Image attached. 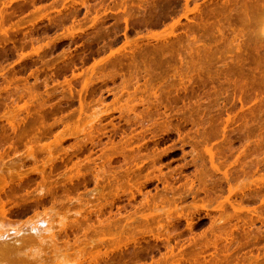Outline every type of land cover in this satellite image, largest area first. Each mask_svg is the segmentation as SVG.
I'll return each mask as SVG.
<instances>
[{
	"label": "rangeland",
	"instance_id": "rangeland-1",
	"mask_svg": "<svg viewBox=\"0 0 264 264\" xmlns=\"http://www.w3.org/2000/svg\"><path fill=\"white\" fill-rule=\"evenodd\" d=\"M263 8L264 0H0V200L9 207L0 221L28 231L46 214L65 216L53 247H87L80 256L65 244V258L48 240L37 255L52 264L71 254L92 264L96 253L99 264H264V34L254 20ZM197 165L208 171L204 184ZM2 253L4 264L37 260Z\"/></svg>",
	"mask_w": 264,
	"mask_h": 264
},
{
	"label": "bare ground",
	"instance_id": "bare-ground-1",
	"mask_svg": "<svg viewBox=\"0 0 264 264\" xmlns=\"http://www.w3.org/2000/svg\"><path fill=\"white\" fill-rule=\"evenodd\" d=\"M32 1H33V0H32ZM196 5H197V4H196ZM3 7H4V6H3ZM257 9H259V8H257ZM263 9H264V8H263ZM76 10H77V9H76ZM261 10H262V8H261ZM262 11H263V10H262ZM256 12H257V11H256ZM4 14H5V13H4ZM253 14H254V15H253V16H254L253 18H257V17H258V16L255 17V12H254ZM259 14H260V13H259ZM259 14H258V15H259ZM2 15H3V14H2ZM263 15H264V13H263ZM260 17H262V14L259 15V18H260ZM259 18H258V19H254V20H255V21L257 20L256 22H259V21H260L261 27L258 28V29H259V30L262 29L261 31H263V34H264V20H261V18H260V19H259ZM1 20H4V19H1ZM10 20H11V19H10ZM61 20H62V19H61ZM252 22H253V21H252ZM1 23H2V22H1ZM59 24H60V23H59ZM61 24H62V23H61ZM256 24L258 25V23H256ZM260 24H259V25H260ZM259 25H258V27H259ZM0 28L3 29L4 27L1 26ZM4 29H5V28H4ZM4 29H3V30H4ZM256 29H257V28H256ZM5 30H7V29H5ZM259 30H257V31H259ZM1 31H2V30H1ZM171 31H172V30H171ZM4 33H5V32H4ZM6 36H7V35H6ZM260 37H261V36H260ZM262 37H263V36H262ZM262 37H261V38H262ZM173 41H174V40H173ZM165 44H166V43H165ZM167 46H168V45H167ZM158 48H159V47H158ZM159 49H160V48H159ZM162 49H163V48H162ZM200 49H201V48H200ZM157 50H158V49H157ZM167 50H168V49H166V51H167ZM197 50H198V49H197ZM134 51H135V50H134ZM169 51H170V50H169ZM201 51H204V50L201 49ZM171 52H173V51H171ZM36 53H37V52H36ZM134 53H135V52H134ZM143 53H144V52H143ZM194 53H196V52H194ZM200 53H202V52H199V55H200ZM204 53L207 54L208 51L206 52V50H205V51L203 52V54H204ZM219 53H220V52H219ZM228 53H229V52H228ZM37 54H38V53H37ZM84 54H85V53H84ZM84 54H83V55H84ZM109 54H111V53H109ZM112 54H113V53H112ZM116 54H117V53H116ZM172 54H173V53H172ZM196 54H197V53H196ZM203 54H201L202 56L200 55L201 58H202V57H203V58L205 57V56H203ZM208 54H209V53H208ZM212 54H214V53L212 52ZM237 54H238V53H237ZM83 55H82V56H83ZM119 55H120V53H119ZM127 55H128V54H127ZM185 55H186V54H185ZM238 55H239V54H238ZM31 56H32V55H31ZM40 56H41V55H40ZM82 56H81V57H82ZM125 56H126V54H125ZM130 56H131V55H130ZM133 56H134V55H133ZM153 56H154V55H153ZM186 56H187V55H186ZM195 56H196V55H195ZM215 56H216V54H215ZM226 56H227V54H226ZM79 57H80V56H79ZM108 57H110V56H108ZM119 57H120V56H119ZM119 57H118V58H119ZM163 57H164V56H163ZM163 57H162V58H163ZM179 57L183 59V57H182L181 55H180ZM179 57H178V58H179ZM206 57H207V55H206ZM206 57H205V62H206V59H209V58L212 57V56L209 55V56H208L209 58H208V57L206 58ZM238 57H239V56H238ZM238 57H236V58H238ZM39 58H40V57H39ZM135 58H136V57H135ZM171 58H172V57H171ZM175 58H176V57H175ZM196 58H197V57H196ZM198 58H199V56H198ZM203 58H202V60H203ZM224 58H225V57H224ZM229 58H230V56H229ZM80 59H81V58H80ZM82 59H83V58H82ZM82 59H81V61H82ZM106 59H107V58H106ZM189 59H190V58H189ZM214 59H217V56H216V58H214ZM239 59H240V58H239ZM109 60H110V59H109ZM117 60H118V59H117ZM151 60H152V59H151ZM218 60H219V59H218ZM222 60H223V59H222ZM229 60H230V59H229ZM232 60H233V59H232ZM79 61H80V60H79ZM183 61H184V60H183ZM189 61H190V60H189ZM203 61H204V60H203ZM210 61H211V60H210ZM214 61H215V60H214ZM214 61H213V62H214ZM227 61H228V60H227ZM115 62H116V61H115ZM200 62H202V61L200 60ZM200 62H199V63H200ZM105 63H106V62H105ZM202 63H203V62H202ZM207 63H208V62H207ZM74 64H75V63H74ZM74 64H73V65H74ZM188 64H189V63H188ZM102 65H103V64H102ZM183 65H185V64H183ZM192 65H193V64H192ZM70 66H71V65H70ZM193 66H194V65H193ZM202 67H203V66H202ZM191 68H193V67H191ZM191 68H190V69H191ZM74 69H75V68H74ZM202 69H203V68H202ZM202 69H201V70H202ZM193 70L196 71L195 69H193ZM207 70H208V69H207ZM210 71H213V69L210 70ZM71 72H72V71H71ZM191 72H192V71H191ZM191 72H190L189 74H191ZM180 73H182V71H181ZM180 73H179V75H180ZM185 73H186V72H185ZM187 73H188V72H187ZM187 73H186V74H187ZM186 74H185V75H186ZM201 74H202V73H201ZM219 74H220V73H219ZM219 74H218V75H219ZM176 75H177V74H175V76H176ZM194 75H195V74H194ZM194 75H193V76H194ZM187 76H188V75H187ZM187 76H186V77H187ZM73 77H74V76H73ZM180 77H181V76H180ZM186 77H185V78H186ZM181 78H182V77H181ZM190 78H191V77H190ZM186 79H187V78H186ZM68 81H69V79H68ZM188 82H189V80H188ZM193 82H194V81H193ZM123 84H124V83H123ZM124 88H125V87H124ZM123 95H124V94H122V96H123ZM126 95H127V94H126ZM129 95H130V94H129ZM151 95H152V94H151ZM153 96H154V95H153ZM155 96H156V94H155ZM127 99H128V98H127ZM127 99H126V100H127ZM122 100H123V99H122ZM28 101H29V100H28ZM81 102H82V101H81ZM126 102H127V101H126ZM4 103H5V102H4ZM4 103H2V104H4ZM14 104H15V103H14ZM118 104H120V103L118 102ZM126 104L128 105V102H127ZM10 105H11V104H10ZM121 105H122V104H121ZM127 105H126V106H127ZM24 106H25V105H24ZM14 107H15V106H14ZM28 107H30V106H28ZM123 107H124V106H123ZM11 108H12V106H11ZM17 108H18V107H17ZM17 108H16V109H17ZM24 109H25V108H22L21 110H24ZM26 109H27V108H26ZM26 109H25V110H26ZM38 109L40 110V108H38ZM14 110H15V109H14ZM13 112H14V111H13ZM17 112H18V111H17ZM17 112H16V114H17ZM28 112H29V111H28ZM18 113H19V112H18ZM38 113H39V112H38ZM30 114H31V113H30ZM27 115H28V114H27ZM14 116H15V115H13L11 118H12V119H15ZM13 117H14V118H13ZM8 118L10 119V117H8ZM25 119H26V118H25ZM16 120H17V119H16ZM40 121H41V120H40ZM6 122H8L7 124L11 125V127H10L11 129L15 126V124H13V121H11V120H6ZM15 129H16V127H15ZM25 129H26V128H25ZM30 129H31V128H30ZM12 130H14V128H13ZM39 131H40V130H39ZM39 131H38V132H39ZM31 133H32V132H31ZM39 133H40V132H39ZM144 133H147V131L144 132ZM153 134H154V133H153ZM31 135H32V134H31ZM131 135H132V134H131ZM135 135H136V134H135ZM140 135H141V134H140ZM142 135H143V134H142ZM156 135H157V134H155V136H156ZM33 136H34V135H33ZM33 136H32V137H33ZM38 136H40V135H38ZM38 136H37V135L34 136V138H36L35 140L37 141V143H38V141H40V140H37V137H38ZM128 136H129V134H128ZM128 136H127V137H128ZM157 136H159V135H157ZM157 136H156V137H157ZM127 137H126V138H127ZM140 137H141V136H140ZM153 137H154V136H153ZM129 138H131V137H129ZM136 138H138V137L136 136ZM142 138H143V137H142ZM45 139L47 140V138H45ZM30 140H31V141H34V140H32L31 138H30ZM131 141H132V140H131ZM133 141H134V140H133ZM139 141H140V140H139ZM40 142H42V141H40ZM40 142H39V143H40ZM126 144H127V143H126ZM36 145H37V144H36ZM36 145H35V146H36ZM37 146H39V144H38ZM30 147H31V146H30ZM30 147H29V148H30ZM40 147H41V145H40ZM40 147H39V148H40ZM121 147H122V146H121ZM32 148H33V147H32ZM41 148H43V150L46 149V148H48V149H52V147H50V144H48V147H45V148H44V147H41ZM115 148H116V145H115ZM122 148L125 149V147H122ZM139 148H140V147H139ZM30 149H31V148H30ZM30 149H29V150H30ZM35 149H36V148H35ZM35 149H33V150H35ZM37 149H38V148H37ZM37 149H36V150H37ZM137 149H138V148H137ZM29 150H28L27 152H29ZM41 150H42V149H41ZM41 150H40V151H41ZM43 150H42V151H43ZM108 150H109V149H108ZM113 150H115V149H113ZM118 150H119V149H118ZM31 151H32V149H31ZM49 151H51V150H48V152H49ZM127 151H128V150H127ZM36 152H37V151H36ZM117 152L120 153V151H117ZM124 152H125V151H124ZM136 152H137V151H136ZM139 152H140V151H139ZM32 153L34 154L33 151H32ZM32 153H31V152L29 153V154H30V157H28L29 155H28V156L26 155V156H27L28 158H31V157H32V155H31ZM75 153H76V152H75ZM106 153H107V152H106ZM119 153H117V154H119ZM49 154H50V153H49ZM107 154H108V153H107ZM107 154H106V155H107ZM113 154H114V153H113ZM115 154H116V153H115ZM123 154H124V153H123ZM35 155H36V154H35ZM35 155H34V156H35ZM50 155H51V154H50ZM50 155H48V156L50 157ZM110 155H111V154H110ZM121 155H122V153H121ZM34 156H33V157H34ZM112 156H114V155H112ZM22 157H23V156H22ZM35 157H36V156H35ZM35 157H34V158H35ZM107 157H108V155H107ZM107 157H106V158H107ZM124 157H125V156H124ZM210 157H211V158H210V159H211L210 163L214 166L215 163L213 164V161H214V157H215V156L210 155ZM217 157H218V156H217ZM126 158H127V157H126ZM139 158H140V157H139ZM19 159H20V158H19ZM31 159H32V158H31ZM128 159H129V158H128ZM130 159H131V158H130ZM216 159H217V158H216ZM35 160H37V159H33V161H35ZM106 160H107V159H106ZM125 161H127V160H125ZM129 161H130V160H129ZM200 161L203 162V160H200ZM221 161H223V160H221ZM18 162H19V161H18ZM36 162H37V161H36ZM108 162H109V161H108ZM215 162H216V161H215ZM218 163H219V162H218ZM223 163H224V162H223ZM250 163H252V162H250ZM1 164H2V163H1ZM23 164H24V162H23ZM42 164H43V163H42ZM42 164H41V165H42ZM106 164H107V163H106ZM135 164H137V163H135ZM200 164H201V162H200ZM202 164H203V163H202ZM3 165H6V164H3ZM45 165H46V164H45ZM45 165H44V166H45ZM77 165H78V164H77ZM195 165H196V164H195ZM212 165H210V168H211ZM219 165H220V164H219ZM18 166H19V165H18ZM46 166H47V165H46ZM101 166H102V165H101ZM198 166H200V167H198ZM206 166H207V165H206ZM213 166H212V168H216V167H213ZM215 166H216V165H215ZM238 166H239V165H238ZM256 166H257V165H256ZM0 167H1V166H0ZM34 167H35V169H38V170H35V169H34V170L36 171V173H38L39 170H41V169H39V166H38V167L34 166ZM128 167H129V166H128ZM202 167H203V165H202V166H201V165H197L196 168H197L198 170L196 169L195 171H198V174H199V176H198V181H199V182L201 181V184H202V183L204 184V180H205V179H204V178H205L204 174H205L206 172H208V171H205V172H204V169H203ZM19 168H20V167H19ZM77 168H78V167H77ZM101 168H105V166H103V167H101ZM101 168H100V170H101ZM122 168H123V167H122ZM131 168H133V167H131ZM207 168H208V167H207ZM242 168H243V166H242ZM3 169H4V168H3ZM6 169H7V168H6ZM15 169H16V168H15ZM43 169H44V168H43ZM43 169H42V170H43ZM105 169H106V168H105ZM105 169H104V171H106ZM126 169H128V168H126ZM135 169H137L136 166H135ZM194 169H195V168H194ZM256 169H257V168H256ZM0 170H1V169H0ZM18 170H19V169H18ZM42 170H41L40 172H43V171H44V170H43V171H42ZM98 170H99V169H98ZM122 170H123V169H122ZM124 170H125V169H124ZM205 170H207V169H205ZM217 170H218V169H217ZM217 170H216V171H217ZM1 171H3V170H1ZM11 171H12V170H11ZM37 171H38V172H37ZM101 171H102V170H101ZM101 171H100V172H101ZM104 171H103L102 174H104ZM130 171H131V170H129V172H130ZM133 171H134V170H133ZM216 171H215V172H216ZM243 171H245V170H243ZM253 171H254V170H253ZM6 172H7V171H6ZM9 172H10V171L8 170V173H9ZM15 172H16V171H15ZM98 172H99V171H98ZM129 172L126 171L127 174H128ZM217 172H218V171H217ZM78 173H79V171H78ZM78 173H77V174H78ZM126 173H125V174H126ZM132 173H134V172H132ZM209 173H210V172H209ZM0 174H5V173H0ZM99 174H100V173H99ZM107 174L110 175L109 173H107ZM194 174H195V173H194ZM196 174H197V173H196ZM198 174H197V175H198ZM231 174H232V173H231ZM243 174H244V173H243ZM245 174H246V173H245ZM11 175H12V174H11ZM15 175H16V174H15ZM40 175H41V173H40ZM130 175H131V174H130ZM197 175H196V176H197ZM207 175H209V174L207 173ZM0 176H1V175H0ZM2 176H3V175H2ZM2 176H1V178H3L2 180H4V179H5V175H4V177H2ZM8 176H10V175H8ZM97 176H98V175H97ZM103 176H105V175H103ZM110 176H111V175H110ZM114 176L117 177V175H114ZM114 176H113V178H114ZM185 176H186V175H185ZM221 176H222V175H221ZM246 176H247V175H246ZM263 176H264V175H263ZM41 177H42V176H41ZM131 177H132V176H131ZM259 177H260V176H259ZM1 178H0V179H1ZM11 178H12V177H11ZM99 178H101V176H100ZM117 178H118V177H117ZM173 178H174V177H173ZM184 178H185V177H184ZM224 178H225V177H224ZM237 178H239V177H237ZM71 179H72V178H71ZM101 179H103V181H104L105 177H103V178H101ZM106 179H107V178H106ZM167 179H168V178H167ZM187 179H188V177H187L185 180H187ZM199 179H200V180H199ZM203 179H204V180H203ZM219 179H220V178H219ZM226 179H227V177H226ZM230 179H231V178H230ZM40 180L43 181V179H40ZM44 180H45V179H44ZM48 180H49V179H48ZM96 180H97V179H96ZM116 180H117V183H119V180H120V179H116ZM132 180H134V179H132ZM168 180H169V179H168ZM172 180L174 181V179H172ZM190 180H191V178H190ZM46 181H47V180H46ZM163 181H165V180H163ZM175 181H176V180H175ZM191 181H192V180H191ZM191 181H189V182H190V185H189V183H188V187L190 186L189 188H192L191 191H194V192L198 191V190H199V187H198V190H196V191L193 190L194 184L196 185V183L191 184ZM193 181H194V179H193ZM206 181H208V180H206ZM222 181H223V180H222ZM248 181H250V180H248ZM248 181H247V182H248ZM3 182H4V181H2V183H1V181H0L1 184H3ZM6 182H7V181H6ZM43 182H44V181H43ZM115 182H116V181H115ZM165 182H166V181H165ZM165 182H164V183H165ZM167 182H168V181H167ZM170 182H171V180H170ZM186 182H187V181H186ZM199 182H197V183H199ZM228 182H229V181H228ZM111 183H114V182H111ZM129 183H130V182H129ZM206 183H207V182H206ZM217 183H218V182H217ZM251 183H252V182H251ZM254 183H255V182H254ZM44 184H45V183H44ZM49 184H50V183H49ZM165 184H166V183H165ZM171 184H172V183H171ZM176 184H177V183H176ZM185 184L187 185V183H185ZM212 184H213V183H212ZM212 184H210V186H212ZM255 184H257V183H255ZM5 185H7V184L5 183ZM5 185H4V186H3V185H2V186L0 185V187L4 188ZM54 185H55V184H54ZM109 185H110V184H109ZM111 185H112V184H111ZM117 185H118V184H117ZM169 185H170V183H169ZM177 185H178V184H177ZM186 185H184V186L186 187ZM191 185H193V187H191ZM118 186H119V185H118ZM118 186L115 185L116 188H117ZM165 186H166V185H164V187H165ZM181 186H183V185H181ZM184 186H183V187H184ZM198 186H199V184H198ZM202 186H203V185H202ZM205 186H208V185H204V186L202 187L201 190L204 191L203 188H204ZM245 186H246V185H245ZM47 187H48V186H47ZM168 187H170V186H168ZM174 187H175L174 185H173V186L171 185L170 188H165V190H166V189H171V188H174ZM118 188H119V187H118ZM196 188H197V186H196ZM211 188H212V187H211ZM37 189H38V188H37ZM49 189H50V187H49ZM49 189H48V191H49ZM174 189H175V188H174ZM174 189H173V190H174ZM183 189H185V188H183ZM194 189H195V187H194ZM0 190H2V189H0ZM3 190H4V189H3ZM42 190H43V189H42ZM171 190H172V189H171ZM171 190H170V191H171ZM181 190H182V189H181ZM188 190H190V189H188ZM206 190H207V189H206ZM238 190H239V189H238ZM184 191H185V190H184ZM0 192H1V191H0ZM199 192H200V191H199ZM199 192H198V194H199ZM204 192H205V191H204ZM206 192H208V191H206ZM209 192L212 193L213 191L211 192V191L209 190ZM47 193H49V192H47ZM139 193H140V192H139ZM175 194H176V193H175ZM175 194H174V195H175ZM178 194H179V193H178ZM195 194H196V193H194V195H195ZM205 194H206V193H205ZM131 195H132V194H131ZM172 195H173V194H172ZM172 195H171V196H172ZM210 195H211V194H210ZM168 196H169V195H168ZM186 196H187V195H186ZM196 196H197V195H196ZM32 197H33V196H32ZM132 197H134V196H132ZM132 197H131V198H132ZM160 197H161V196H160ZM178 197H179V196H178ZM184 197H185V196H184ZM35 198H37V197H35ZM162 198H163V197H162ZM164 198H165V197H164ZM180 198H181V197H180ZM182 198H183V197H182ZM182 198H181V199H182ZM5 199H6V198H5ZM7 199H8V197H7ZM7 199H6V201H7V203H8V201H9L10 199H9V200H7ZM48 199H49V198H48ZM167 199H168V198H166V200H167ZM193 199H195V198L193 197ZM202 199H203V198H202ZM205 199H206V198H205ZM209 199H210V198H209ZM230 199H232V198H230ZM29 200H30V199H29ZM32 200H33V199H32ZM147 200H148V198H147ZM166 200L164 199L163 201H159V203H163V202L166 201ZM182 200H183V199H182ZM1 201H2V199L0 200V203H2V204H0V207H1V209H2V211H1V209H0V211L2 212V213H0V214L5 216V217H4V216H1V217H2V218H7L6 215L3 214V213H6V211L9 210V209H8L9 207H8L7 209H5V208H6V207L4 206V205L6 204V203L4 202L5 200H3L2 202H1ZM11 201H12V200H11ZM11 201H10V202H11ZM13 201H14V200H13ZM53 201H54V200H53ZM55 201H56V200H55ZM55 201H54V202H55ZM170 201H171V200H170ZM170 201H169V202H170ZM172 201L174 202V199H173ZM175 201L177 202V200H175ZM179 201H180V200H179ZM15 202H16V201H15ZM147 202H148V201H146V203H147ZM237 202H238V201H237ZM13 203H14V202H13ZM13 203H12V204H13ZM143 203H144V201H143ZM149 203H150V202H149ZM155 203H156V202H155ZM155 203H154V205H155ZM157 203H158V202H157ZM159 203H158V204H159ZM164 203H165V202H164ZM164 203H163V205H164ZM232 203H233V202H232ZM12 204H11V205H12ZM17 204H18V203H17ZM17 204H16V205H17ZM129 204H130V202H129ZM144 204H145V203H144ZM147 204H148V203H147ZM151 204H152V203H151ZM151 204H150V205H151ZM166 204H167V203H166ZM172 204H173V203H172ZM172 204H171V205H172ZM176 204H177V203H176ZM7 205H8V204H7ZM13 205H14V204H13ZM18 205H19V204H18ZM131 205H132V204H131ZM142 205H143V204H142ZM160 205H161V204H160ZM171 205H170V206H171ZM173 205H174V204H173ZM173 205H172V206H173ZM236 205H237V204H236ZM239 205H240V204H239ZM2 206H3L4 208H3ZM165 206H166V205H165ZM165 206H164V207H165ZM222 206H224V205H222ZM229 206H230V205H229ZM240 206H241V205H240ZM52 207H53V205H52L50 208H52ZM133 207H134V206H133ZM144 207H145V206H144ZM153 207H154V206H153ZM155 207H156V206H155ZM230 207H231V206H230ZM11 208H12V207H11ZM119 208H120V207H119ZM237 208H239V207H237ZM4 209H5L6 211L3 212ZM44 209H45V208H44ZM151 209H153V208H151ZM166 209L170 210V208H167V207H166ZM166 209H165V210H166ZM177 209H178V208H177ZM223 209H224V208H223ZM136 210H137V209H136ZM144 210H145V209H144ZM153 210H155V209H153ZM162 210H163V209H162ZM178 210H179V209H178ZM232 210H233V209H232ZM163 211H164V210H163ZM174 211H175V210H174ZM8 212H9V211H8ZM138 212H139V211H138ZM145 212H147V211H145ZM159 212H160V211H159ZM161 212H162V211H161ZM178 212H179V211H178ZM236 212H237V211H236ZM76 213L79 214V212H76ZM96 213H97V212H96ZM101 213H102V212H101ZM121 213H122V212H121ZM139 213H140V212H139ZM164 213H165V215H167V212H164ZM66 214H67V213H66ZM78 214H77V215H78ZM93 214H94V213H93ZM97 214H98V213H97ZM97 214H95V216H96ZM131 214L134 215V213H131ZM159 214H160V213H159ZM161 214H162V213H161ZM56 215L58 216L59 214L56 213ZM81 215H82V214H81ZM156 215H157V214H156ZM224 215H227V212H226V214H224ZM47 216H49V215L46 214L44 218H42V219H37V220H38V221L36 220L37 223L29 222L28 224H30V225H28V226H29V227H28V231H27V230H24L25 227H24V228H23V227H21V228H20V227H12V226L9 227V226H10L9 223H3V222H5V221H4L3 219H0L1 221H3V222L0 221V251L3 252V253H4V252H7V253L9 252V253H8L9 255H10V253H16V254L18 255L20 252H23V254H21V253H20V254H21L22 256H23V255L26 256V255H28V253L25 251V249L27 250L29 247H32V246H29V247H28V245H29L30 243H31V245H33L34 242H38V243L41 244V245H40V244H39V245L37 244V245L40 246V247H37V246H36L37 249H36L35 247H34L33 249H32V248H31V249L29 248V250H33V251H30L29 254H30L31 252H32V253L34 252V253H33V255L31 254L32 256H31V255H28V259H29L30 257H33V258H34V256H35V257H36L35 260L37 259V260L39 261V259H41L39 262L44 263L45 261H44V260L42 261V258H39V259H38V257H41V256H40V255H39V256L37 255V253L41 254L42 250H41V252H40V251L37 252V251H38V249L40 250V248L43 247L42 245H43V244L45 245V243H46L48 240L50 241L49 243L52 245V246L50 245L51 248H54V247H55V248H59V250H58V249H55V248H54L55 250L53 249L54 251H59V252H55V253H59V254H60V253L62 252V251H60V250H62L63 248L65 249L67 245H68L67 247H69L70 250H71V248H72L73 246H72V245L69 246L70 243H69V244H68V243H64V244L62 243V245H61V246H62V249H60L61 247H57V246H60V244H59V245L55 244L54 247H53V242H54V241H55L54 243H56V241H57V242L60 241V240H56L57 238H55V237L57 236V235H56L57 232H56V234H55V233H52V232H55L53 229L56 230V228H54V226H55V227H59V225H60V224H59V221H60L61 218L59 217V218H60V219H58L59 221H58V220L53 221V218H52L53 215H52V216H49V217H47ZM84 216H86V215H84ZM105 216H106V215H105ZM126 216H127V215H126ZM129 216H131V215H128V216H127L128 218H126V220H125L124 223H126L127 220H130V219H131L132 216L130 217V219H129ZM135 216H136V215H135ZM157 216H159V215H157ZM169 216H170V215H169ZM169 216H167V217H169ZM179 216H180V215H179ZM218 216H219V215H218ZM221 216H222V215H221ZM53 217H54V216H53ZM55 217H56V216H55ZM55 217H54V218H55ZM64 217H65V216H64ZM64 217L62 218L63 222L60 221V223H62V224L65 223L64 220L67 219L66 217H65V218H64ZM97 217H98V216H97ZM116 217H117V216H116ZM146 217H147V216H146ZM154 217H155V216H154ZM167 217H166V218H167ZM188 217H189V215H188ZM10 218H11V217H10ZM73 218H75V217H73ZM76 218H77V217H76ZM84 218H86V217H84ZM113 218H114V217H113ZM140 218H141V216H140ZM151 218H152V217H151ZM186 218H187V217H186ZM220 218H221V217H220ZM12 219H13V218H12ZM96 219H97V218H96ZM118 219H119V218H118ZM142 219H143V218H142ZM153 219H154V218H153ZM158 219H159V218H158ZM214 219H215V217H214ZM214 219H213V220H214ZM54 220H55V219H54ZM67 220H68V219H67ZM81 220H86V219H81ZM90 220H91V219H90ZM94 220H95V219H94ZM100 220H101V219H100ZM100 220H98V221L100 222ZM105 220H106V219H105ZM113 220H114V219H112V223H111V224H113ZM144 220L147 221L148 219H147V220L144 219ZM192 220H193V219H192ZM6 221H8V220L6 219ZM9 221H10V220H9ZM51 221H53V223H51ZM74 221H76V220H74ZM78 221H79V220H78ZM88 221H89V220H88ZM108 221H109V220H108ZM186 221L188 222V221H189V218H187ZM214 221H215V220H214ZM54 222H55L57 225H55ZM57 222H58V223H57ZM86 222H87V221H86ZM89 222H90V221H89ZM94 222H95V221H94ZM96 222H97V221H96ZM102 222H103V221H102ZM167 222H168V221H167ZM87 223H88V222H87ZM105 223H108V222H105ZM109 223H110V222H109ZM116 223H119V222L116 221L115 224H116ZM127 223H130V222H127ZM127 223H126V224H127ZM170 223H171V221H170ZM188 223H189V222H188ZM192 223H193V222H192ZM39 224H40V225H39ZM53 224H54V225H53ZM58 224H59V225H58ZM62 224H61V225H62ZM65 224H67V222H66ZM102 224H103V223H102ZM102 224H99V225H102ZM189 224H190V223H189ZM109 225H110V224H109ZM113 225H114V224H113ZM116 225L118 226V224H116ZM119 225L121 226V224H119ZM130 225H131V224H130ZM168 225H169V224H168ZM171 225H172V224H171ZM190 225H191V224H190ZM17 226H18V225H17ZM77 226H78V225H77ZM102 226H103V225H102ZM105 226H107V224H106ZM117 226H116V227H117ZM126 226H129V225H126ZM191 226H192V225H191ZM220 226H221V225H220ZM8 227H9V228H8ZM26 227H27V226H26ZM63 227H64V226H60L58 229L63 228ZM66 227H67V226H66ZM89 227H90V226H89ZM218 227H219V226H218ZM92 228L94 229V225L92 226ZM95 228H96V227H95ZM99 228H101V227H99ZM102 228L104 229L105 227H102ZM110 228H111V227H110ZM128 228H129V227H128ZM25 229H27V228H25ZM78 229H79V227H78ZM87 229H88V228H87ZM96 229H97V228H96ZM103 229H102V230H103ZM106 229H107V228H106ZM121 229H124V227H121ZM121 229H120V230H121ZM52 230H53V231H52ZM81 230H82V229H81ZM99 230H100V229H99ZM99 230H98V231H99ZM107 230H108V229H107ZM85 231H87V230H85ZM98 231H97V232H98ZM109 231H110V229H109ZM122 231H123V230H122ZM49 232H50V233H49ZM61 232H62V231H61ZM61 232H60V233H61ZM65 232H66V231H65ZM88 232H89V231H88ZM99 232L101 233V232H103V231H99ZM99 232H98V233H99ZM111 232H112V231H111ZM113 232H114V230H113ZM113 232H112V233H113ZM119 232H121V231H119ZM48 233H49V234H48ZM106 233H107V231H106ZM58 234H59V233H58ZM62 234H63V233H62ZM65 234H66V233H65ZM78 234H79V233H78ZM85 234H86V233H85ZM104 234H105V233H104ZM119 234H120V233H119ZM66 235H67V234H66ZM102 235H103V234H101L100 236H102ZM105 235H106V234H105ZM75 236H76V235H75ZM111 236H114V235H111ZM115 236H117V235H115ZM64 237H65V236H64ZM64 237H63V238H64ZM76 237H77V236H76ZM76 237H75V238H76ZM86 237H87V236H86ZM91 237H92V236H91ZM94 237H96V236H94ZM65 238H66V237H65ZM96 238H97V237H96ZM100 239H101V238H100ZM53 240H54V241H53ZM72 240H73V239H72ZM76 240H77V238H76ZM80 240H81V238L78 239V241L83 245V242H85V241L82 240V242H81ZM109 240H111V239H109ZM114 240H115V239H114ZM226 240H227V239H226ZM51 241H52V243H51ZM92 241H93V239H92ZM98 241H99V240H98ZM69 242H70V241H69ZM96 242H97V241H96ZM112 242H114V241H112ZM60 243H61V242H60ZM73 243H74V246H75V242H74V241H73L71 244H73ZM85 243H86V242H85ZM88 243H89V242H88ZM90 243H91V241H90ZM97 243H99V242H97ZM100 243H101V242H100ZM65 244H66V246L63 247ZM26 245H27V248H25ZM78 245H79V244H78ZM78 245H76V246H78ZM88 245H89V244H88ZM91 245H92V244H91ZM33 246H34V245H33ZM47 246H48V245H47ZM80 246H81V245H80ZM83 246H84V245H83ZM86 247H87V246H86ZM86 247H85V248L82 247V248L86 250ZM88 247H89V246H88ZM69 248H66L65 250L63 249V252H64V251H65L64 253H68V252H69V254H70V251L67 250V249H69ZM77 248H78V247H77ZM22 249H23V250H22ZM34 249H35V251H34ZM49 249H50V248H49ZM72 249H74V248H72ZM78 249H79V248H78ZM78 249H77V250H76V248L74 249V250H75V253H73L74 255H75L76 253L79 254L80 251H79V252H76V251H78ZM83 249H81V247H80L79 250H82V251H83ZM89 249H90V248H89ZM21 250H22V251H21ZM29 250H27V251H29ZM74 250H73V251H74ZM171 250H172V249H171ZM49 251H50V250H48V253H49ZM51 251H52V250H51ZM54 251H53V252H54ZM67 251H68V252H67ZM91 251H92V250H91ZM25 252H26V254H24ZM35 252H36V253H35ZM63 252L61 253L62 255H64ZM89 252H90V251H89ZM97 252H98V251H97ZM3 253H2V254H3ZM8 254H7V256H9ZM35 254H36V255H35ZM42 254H43V253H42ZM45 254L48 255L47 253H45ZM51 254H52V252H51ZM51 254H50V255H51ZM73 254H71V255H72V259L70 258L72 261L67 260L68 257H69V255L67 256V259H66V260L68 261L67 263H69V262L71 263V262H73V261L77 258V255H76V257H75ZM80 254H81V252H80ZM80 254H79V255H80ZM92 254H93V253H92ZM99 254H100V253H99ZM99 254L96 253L97 258H96V257H93V256H91L90 258L93 257V259H95V258L98 259V255H99ZM43 255H44V254H43ZM46 255H45V256H46ZM81 255H83V253H82ZM81 255H80V256H81ZM100 255H101V254H100ZM11 256H13V255H11ZM22 256H21V257H22ZM52 256H53V255H51V257H52ZM54 256H56V255H54ZM73 256H74L75 258H74ZM4 257H5V256H4ZM9 257H10V256H9ZM21 257H20V259H22ZM23 257H24V256H23ZM47 257H48V256H46V258H47ZM64 257H65V255H64ZM70 257H71V256H70ZM88 257H89V255H88ZM0 258H1V257H0ZM5 258H7V257H5ZM11 258H13V257H11ZM15 258H16V257H15ZM26 258H27V256H26ZM33 258H32V260H31V262L33 261ZM46 258H44V259H46ZM57 258H59V256L56 257V260H58ZM60 258H61V257H60ZM60 258H59V259H60ZM65 258H66V257H65ZM78 258H81V257L78 256ZM17 259H18V258H17ZM48 259H49V257H48ZM51 259H52V258H50V260H51ZM53 259H54V257H53ZM73 259H74V260H73ZM93 259H91L92 261H90V260H88V261H90V262H93V261H94L95 263L98 262V261L96 262V260H93ZM12 260H13V259H12ZM22 260H23V259H22ZM35 260H34L33 262H35ZM37 260H36V262L39 263ZM46 260H47V259H46ZM77 260H79L78 262L81 263V262H80V261H81L80 259H77ZM83 260H84V259H83ZM0 261H1V260H0ZM14 261H15V259L13 260V262H14ZM16 261H17V260H16ZM16 261H15V262H16ZM20 261H21V260H20ZM27 261L29 262L30 260H27ZM60 261H61V259H60ZM2 262H3V264H4L5 261H1V264H2ZM17 262H19V261H17ZM21 262H23V261H21ZM36 262L33 263V264H36ZM46 262H49V264H52L53 262H55V260H54L52 263H50L51 261H49V260L46 261ZM46 262H45L44 264H47ZM57 262H58V261H57ZM57 262H56V264L60 263V262H58V263H57ZM94 262H93V263H94ZM5 263H6V262H5ZM62 263L65 264L66 262L63 261V262H61V264H62ZM67 263H66V264H67ZM74 263H76V262L74 261ZM79 263H78V264H79ZM86 263H87V262H86ZM93 263H92V264H93ZM7 264H8V263H7ZM15 264H16V263H15ZM18 264H20V263H18ZM23 264H29V263H27V262H23ZM76 264H77V263H76ZM97 264H99V262H98Z\"/></svg>",
	"mask_w": 264,
	"mask_h": 264
}]
</instances>
